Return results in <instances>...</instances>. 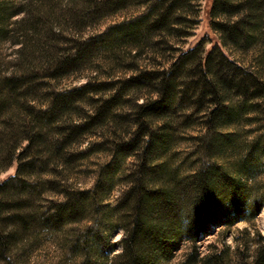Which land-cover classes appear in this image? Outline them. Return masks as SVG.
Here are the masks:
<instances>
[{"label": "trees", "instance_id": "obj_1", "mask_svg": "<svg viewBox=\"0 0 264 264\" xmlns=\"http://www.w3.org/2000/svg\"><path fill=\"white\" fill-rule=\"evenodd\" d=\"M131 1L0 0V176L17 163L0 179V261L26 259L44 236L62 251L49 264H174L186 243L178 264H264L262 233L234 263L228 246L200 256L197 245L264 208V0H212L210 9L222 46L258 51L255 65L202 41L167 68L51 86L107 48L133 53L154 35H189L200 0H143L141 14L95 38L64 34L67 22L78 33ZM197 121L200 131L185 135ZM245 122L255 124L248 140ZM93 157L79 169L92 183L71 180ZM118 230L122 251L111 259Z\"/></svg>", "mask_w": 264, "mask_h": 264}, {"label": "rangeland", "instance_id": "obj_2", "mask_svg": "<svg viewBox=\"0 0 264 264\" xmlns=\"http://www.w3.org/2000/svg\"><path fill=\"white\" fill-rule=\"evenodd\" d=\"M198 3V2H197ZM212 0H200L199 4L195 8L198 10L196 22L192 28L189 29V35L187 36H170V35H158L151 38L145 47L133 48V53H129L131 46L124 43L123 46H117L116 48H107L102 52L95 53L92 61H90L88 67L84 70L76 72L70 76H66L59 81H53L51 86L58 89H66L74 86H79L87 81H103L117 78H124L129 75L135 74L138 71V66L148 68H162L168 67L172 63L175 57L182 51H187L194 48L200 42H205V48L210 49L213 45L218 44L222 50L232 58L238 59L240 62L257 64L259 61L260 53L258 51H251L246 54L237 52L236 50L222 46L218 33L211 27L210 9ZM147 3L143 0H133L129 2L127 8L121 9L117 12L104 16L100 21L94 23L87 28L77 33L75 27L71 22H67L63 25L65 29L64 34L68 36H83L97 37L107 28L120 24L124 21L131 20L133 17L141 14ZM62 44V43H61ZM66 44V43H65ZM63 45V44H62ZM16 48V46H15ZM142 51V54L134 57L136 50ZM3 53L6 59L11 56L8 54L13 53V47L7 43L3 47ZM13 57V56H12ZM138 65V66H137ZM199 121L195 126L185 132V135L197 134L200 131ZM240 124L238 131L244 139H250L254 133L249 130L255 125L254 122ZM252 123V124H251ZM87 143L83 144L85 147ZM180 149L185 156L191 149V142L189 140L182 141ZM92 159L81 161L79 166L75 170L68 172L71 180H78L82 185H90L94 179L93 173L86 171H79L82 167H94V160ZM17 163H14L7 171L3 172L0 176L1 180L8 178L15 174ZM257 181L262 187H264V172L257 177ZM121 192V187H118L112 194L111 200L114 202ZM258 233L264 234V208L259 215L253 221L242 220L232 227H218L213 233L204 235V237L198 242V249L200 256H204L207 253L219 250L223 247L229 248L230 255L232 256L233 263L237 258V249L247 250V253H253L257 247L256 238ZM123 230H118L113 237L116 244L115 248L109 251L110 258L112 259L116 254L122 251L120 240L123 238ZM189 251V245L186 243L184 248L179 251L174 259V264H178L184 259L185 254ZM62 256L61 248L53 241V239L42 236L40 238L37 248L32 250L27 258L20 260L16 264H49L53 261H57ZM0 264H7L0 261Z\"/></svg>", "mask_w": 264, "mask_h": 264}]
</instances>
